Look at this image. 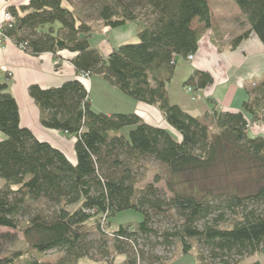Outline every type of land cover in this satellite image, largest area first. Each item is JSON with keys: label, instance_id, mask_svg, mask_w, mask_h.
Here are the masks:
<instances>
[{"label": "trees", "instance_id": "1", "mask_svg": "<svg viewBox=\"0 0 264 264\" xmlns=\"http://www.w3.org/2000/svg\"><path fill=\"white\" fill-rule=\"evenodd\" d=\"M234 1L250 28L231 48L251 32L264 46V0ZM68 2L71 7L63 0L9 7L15 21L5 32L33 55L76 53L72 62L79 74L100 75L127 96L156 107L181 137L135 112L93 110L89 90L78 78L52 88L31 85L41 124L74 138V162L21 125L19 105L7 82L0 81L5 135L0 140V226L30 241L27 250L1 257L0 264H17L24 254V264H81L80 259L96 254L102 260L111 254L109 233L113 252L126 255V264H166L157 246L181 244L190 253L189 239L202 247L198 264H243L248 256L264 255V135L250 133L252 124L264 126V78L253 83L237 111L212 103L211 112L196 117L168 95L177 58L187 59L199 49L202 34L193 21L211 25L209 0ZM92 19L110 28L134 22L139 42L121 44L104 56L90 42ZM214 82L209 71L196 69L186 85L199 90ZM128 127V134L122 132ZM144 159L160 163L164 173L139 188ZM162 181L166 188L158 186ZM128 209L141 212L143 220L108 232L111 218ZM168 214L176 222L163 225L160 218ZM94 232L99 239L91 238ZM51 250L63 255L54 262L38 257Z\"/></svg>", "mask_w": 264, "mask_h": 264}, {"label": "crops", "instance_id": "2", "mask_svg": "<svg viewBox=\"0 0 264 264\" xmlns=\"http://www.w3.org/2000/svg\"><path fill=\"white\" fill-rule=\"evenodd\" d=\"M29 1L0 0V21L9 7L19 8L28 4ZM216 1L226 2V0H214V2ZM212 3L213 1L209 0L213 17ZM241 15L244 18L240 25L237 24L234 27L236 32H239L241 28H246V30L250 28L242 12L241 14L239 13V16ZM227 18V16L223 17L221 22L229 24L230 22H227V20H230ZM100 23V30L102 32L108 31L107 26H104L101 21ZM132 23L136 33L137 25L134 22ZM128 24L121 27L126 28ZM230 24L236 23L231 22ZM193 27L201 31L202 34L199 49L193 60L177 58L173 77L167 83L168 95L171 101L196 117H203L207 112H211L212 103H215L220 110H239L243 102L248 98V90L252 88L251 83H255L256 78L257 81L264 78V49L259 46L258 42L260 41H257L254 32H251L247 39L232 49L227 41L226 44L222 43L221 46L215 43V37L212 38L214 34L211 35L213 31L217 30L215 24L206 27L203 22L196 19L193 21ZM90 42L93 46L94 39L90 38ZM93 47L99 49L104 56H108L115 48L113 43L106 40L103 42L98 41V44ZM75 56L76 53L68 50L59 51L56 55L50 52L33 55L21 49L12 39L6 42L5 48L0 49V81L7 82L8 90L19 105L21 125L30 128L41 141L49 142L61 149L74 162L76 154L74 144L70 143L71 137L60 131L45 128L41 124V109L31 97L29 87L34 84L43 88L58 87L68 80L78 78L88 88L86 80L88 79L89 81L91 76L83 78L82 74L76 71L72 62ZM196 69L209 71L213 75L215 82L199 90L195 89L194 86L186 85L187 79ZM189 87H192L193 91L189 92ZM126 102L128 104L133 103L134 108L127 111L109 110L105 113L135 112L145 122L167 128L173 132L168 128L169 123L167 125L154 123L150 115H147L152 112L153 106L140 101ZM164 119L167 120L166 118ZM256 125L254 123L251 125L252 128L250 127V131L254 134H256V128L259 127ZM4 138V133L0 131V140ZM66 147H68L70 152H67Z\"/></svg>", "mask_w": 264, "mask_h": 264}, {"label": "rangeland", "instance_id": "3", "mask_svg": "<svg viewBox=\"0 0 264 264\" xmlns=\"http://www.w3.org/2000/svg\"><path fill=\"white\" fill-rule=\"evenodd\" d=\"M212 1H213L212 9L214 12V16L211 18V24L212 25L215 24L218 30L212 32L211 35L214 34L212 38L215 37L214 39L215 43H217L219 46H221L222 43L226 44V41L229 42L230 43L229 46H231L232 41L236 37L247 31L246 28H241L239 32H236L235 30L236 28H234L235 26H237V24L240 25L244 18L242 17V15L239 16V13L241 14L242 11L235 4L234 0H226V2H218V1L214 2V0ZM63 5L66 7H71L68 0H63ZM226 16L228 17L227 19L230 20V21L227 20V22L230 23L234 22L236 24H230V23L225 24L221 22V19ZM91 23L93 27L92 36H91V39H94L93 46H95V44H98V41L103 42L104 40L113 43L115 48L120 44L139 42V38L134 31V26H132L133 25L132 22H129L126 28L107 27L108 31L106 32H102L100 30L101 23L99 20L97 21L92 19ZM241 30L243 31L241 32ZM254 35L256 36V40L260 41L255 32ZM223 37L226 38V40H224ZM258 43L259 46L264 49L262 43L261 42ZM86 81L88 82V86H89L88 89H89L93 110L97 112H107L109 110L127 111V110H132L134 108L133 103L128 104V102L126 101L131 102L137 100L124 94L122 90L111 85L102 76L95 74L90 77L89 81L88 79ZM256 82H257V78H256ZM251 86H254V84L251 83ZM151 111L152 112L147 115H150L151 120L154 123H158L161 125H167L169 123L168 120L164 119L162 113L156 107L152 108ZM206 122L210 123L211 119L209 118L206 119ZM169 124H168V128H170L173 131V133H175V135L178 138H180L181 135L177 131L178 129L173 127L171 124L170 125ZM256 126H259L256 128V134H264V126L260 125L259 123H257ZM129 130H130L129 127L124 128L122 129V132L128 134ZM250 133L254 134L252 131H250ZM112 134H117V132L113 131ZM70 143L74 144V138L72 137L70 138ZM66 150L67 152H70L68 147H66ZM163 173H164L163 168L160 163L156 162L153 159H144L143 161H141L139 165V170L137 173V178H138L137 186L139 188H143L153 180L156 174L163 175ZM158 186H160L161 188H166L163 181L160 182ZM174 217H171L169 215L168 217L166 216L165 218H160V219L162 220L163 225L166 224L169 226L172 225L174 221L176 222V218ZM141 220H143V214L141 212H138L134 209L121 211L111 218L110 226L109 228H107V231L113 232L117 230L121 224L129 223V222L137 223ZM99 237L100 234L98 232H94L91 235L92 239H99ZM108 238H109L108 248L109 251L111 252L109 258L100 260L101 259L100 256L96 254L93 258L89 257V258L80 259V263L81 264H126L127 263L126 255L117 254L113 252V246H112L113 237L110 233L108 235ZM188 242L193 246L190 253H184L181 244H175L170 247L158 245L155 251L157 252L158 255L162 257V260H164L166 264H198L196 255L197 253L200 252L202 247L195 239H189ZM29 246H30V241L23 235L22 232L0 226V258L14 254L18 251H25L29 248ZM145 249L147 250L148 248L145 247ZM62 255L63 254L61 252H58L56 250H51L42 253L38 257L44 262H54L58 260ZM27 257L28 255L24 254L20 258V261H18L17 264H24L25 259ZM255 262H260L261 264H264V255L257 253L252 256H248L243 260V264H252ZM138 264H148V263L144 260H140Z\"/></svg>", "mask_w": 264, "mask_h": 264}, {"label": "built area", "instance_id": "4", "mask_svg": "<svg viewBox=\"0 0 264 264\" xmlns=\"http://www.w3.org/2000/svg\"><path fill=\"white\" fill-rule=\"evenodd\" d=\"M15 21V18L13 16V14L6 10L3 14V18L0 21V49L5 48V44L8 40H10L11 38L6 34L5 30L7 28L12 27L13 22ZM19 46V45H18ZM21 49H23V46H19ZM195 57V55H189L188 59L189 60H193ZM82 77H88V74H82ZM189 91H193L192 87L188 88Z\"/></svg>", "mask_w": 264, "mask_h": 264}]
</instances>
